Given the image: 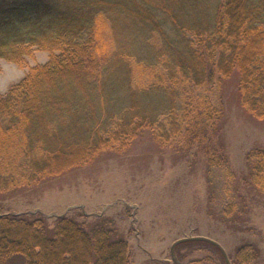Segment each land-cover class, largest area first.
Masks as SVG:
<instances>
[{"label":"trees","instance_id":"trees-1","mask_svg":"<svg viewBox=\"0 0 264 264\" xmlns=\"http://www.w3.org/2000/svg\"><path fill=\"white\" fill-rule=\"evenodd\" d=\"M185 1L0 0V61L23 67L36 51L49 53L0 93V197L100 152H122L144 130L190 148L219 133L224 104L211 93L234 76L241 106L264 119V0H202L180 14ZM150 92L160 96L154 115L135 99ZM208 148V165L229 170L220 147ZM248 158L246 179L264 194V149ZM87 218L61 215L51 225L42 213L5 212L0 203V264H131L128 241ZM195 241L227 263L212 240L181 243ZM251 251L233 264L255 260Z\"/></svg>","mask_w":264,"mask_h":264},{"label":"rangeland","instance_id":"rangeland-1","mask_svg":"<svg viewBox=\"0 0 264 264\" xmlns=\"http://www.w3.org/2000/svg\"><path fill=\"white\" fill-rule=\"evenodd\" d=\"M194 4L202 8L206 3L186 0L180 14ZM171 6L177 8L174 3ZM139 37L137 32L129 36ZM48 60L45 51H36L23 67L1 60L0 93L7 94L30 68ZM211 95L224 104L219 133L199 137L182 150L170 147L173 135L165 133L164 138L155 139L144 130L122 152H100L87 164L1 196L3 211L42 213L51 225L61 215L84 214L88 222L99 217L128 241L131 264H227L209 243L173 246L180 239L198 237L218 243L231 264L239 253L252 254L251 248L256 252L255 260L241 264H264V194L246 179L251 162L248 154L264 149V119L241 106L236 76L225 80ZM135 99H141L138 103L146 105L145 112L154 115L160 96L150 92ZM115 103L116 98L111 106ZM209 145L220 147L229 170L208 165ZM10 264L22 261L15 259Z\"/></svg>","mask_w":264,"mask_h":264},{"label":"water","instance_id":"water-1","mask_svg":"<svg viewBox=\"0 0 264 264\" xmlns=\"http://www.w3.org/2000/svg\"><path fill=\"white\" fill-rule=\"evenodd\" d=\"M185 240H187V238L180 239V240H178L177 242H175V244H174L173 246L175 247L176 245H178L179 243H181V242H183V241H185ZM225 257H226L227 263L230 264V261L228 260L226 254H225Z\"/></svg>","mask_w":264,"mask_h":264}]
</instances>
